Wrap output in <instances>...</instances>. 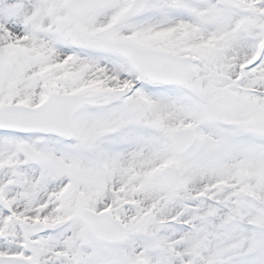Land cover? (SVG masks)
Here are the masks:
<instances>
[{
	"label": "snow or ice",
	"instance_id": "6c2138e0",
	"mask_svg": "<svg viewBox=\"0 0 264 264\" xmlns=\"http://www.w3.org/2000/svg\"><path fill=\"white\" fill-rule=\"evenodd\" d=\"M0 264H264V0H0Z\"/></svg>",
	"mask_w": 264,
	"mask_h": 264
}]
</instances>
